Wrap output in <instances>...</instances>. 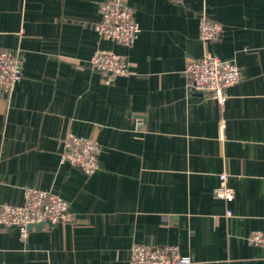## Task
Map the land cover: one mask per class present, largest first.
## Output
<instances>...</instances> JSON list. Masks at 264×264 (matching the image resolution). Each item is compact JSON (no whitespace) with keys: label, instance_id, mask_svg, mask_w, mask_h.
<instances>
[{"label":"crops","instance_id":"0c3cea01","mask_svg":"<svg viewBox=\"0 0 264 264\" xmlns=\"http://www.w3.org/2000/svg\"><path fill=\"white\" fill-rule=\"evenodd\" d=\"M100 1L0 0V48L22 69L0 92V201L36 187L73 215L24 239L0 227V264H129L134 244L177 245L186 264H264L247 242L264 230V0H123L139 24L131 45L96 33ZM201 15L222 24L219 40H199ZM96 49L129 74L105 83ZM206 52L240 70L223 106L184 72ZM69 132L98 143L94 173L60 163ZM221 172L230 203L214 196Z\"/></svg>","mask_w":264,"mask_h":264},{"label":"built area","instance_id":"2783aa9c","mask_svg":"<svg viewBox=\"0 0 264 264\" xmlns=\"http://www.w3.org/2000/svg\"><path fill=\"white\" fill-rule=\"evenodd\" d=\"M100 19L94 24V30L101 37L131 45L139 32L133 10L123 0H102L98 4ZM223 26L220 22L205 15L198 19V37L205 44L220 39ZM91 69L102 74L105 83H110L117 76L129 74L126 58L110 50L96 49L89 60ZM184 72L190 79L193 88L208 93L219 106L226 100V88L236 84L240 79L239 67L231 61L223 60L209 52L197 59L187 61ZM22 74L20 57L7 49L0 48V92L10 95ZM221 128L224 119L221 120ZM98 143L91 138L66 134L60 153V163H68L79 168L85 175L98 169ZM228 174H218V184L214 196L226 203L234 199V190L227 184ZM230 209L226 215H231ZM73 215L68 203L58 194L26 186L23 188L22 202L10 204L0 201V227H15L22 239L36 224L55 225L69 223ZM247 242L254 246H264V230H253L247 236ZM129 264H186L189 257L180 253L174 244L148 246L132 245L129 253Z\"/></svg>","mask_w":264,"mask_h":264},{"label":"water","instance_id":"95a60500","mask_svg":"<svg viewBox=\"0 0 264 264\" xmlns=\"http://www.w3.org/2000/svg\"><path fill=\"white\" fill-rule=\"evenodd\" d=\"M44 224L43 223H39V224H36L34 227H42ZM31 228V226H30Z\"/></svg>","mask_w":264,"mask_h":264}]
</instances>
